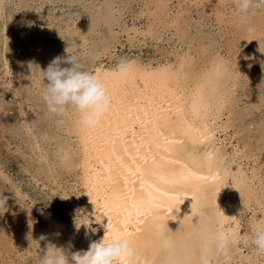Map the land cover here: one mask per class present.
<instances>
[{
  "label": "bare ground",
  "instance_id": "bare-ground-1",
  "mask_svg": "<svg viewBox=\"0 0 264 264\" xmlns=\"http://www.w3.org/2000/svg\"><path fill=\"white\" fill-rule=\"evenodd\" d=\"M151 1L152 19L143 28L117 23L114 13H102L105 29L99 31V20L87 26L72 17L66 21L76 36L49 50L43 65L57 55H77L84 69L104 81L111 106L95 127H82L68 107L54 121L63 134L50 136L53 150L44 130L41 144L32 130L27 150L19 152L26 181L34 191L48 185L64 203L67 221L38 205L32 193L18 190V198L32 215L40 214L38 241L44 249L52 243L86 250L92 240L120 234L135 256L119 264H200L206 257L211 264H264L251 244L253 225L264 220V8L241 21L237 11L227 15V0H216L214 33L192 17L189 6L182 19L181 0L173 10L168 0ZM191 1L199 8L201 0ZM153 22L168 30L165 41L154 45L161 47L162 59L118 53L124 38L130 48L147 35L163 40L165 32L153 30ZM232 25L240 43L227 40ZM217 35L225 36L226 49ZM82 44H91L85 55ZM61 66L70 64L65 59ZM248 79L262 84L253 92L244 83ZM246 115L257 117L242 122ZM233 124L241 127L229 133ZM242 215H248L245 223ZM27 222L34 227L31 218ZM220 234L231 240L226 251L215 246Z\"/></svg>",
  "mask_w": 264,
  "mask_h": 264
},
{
  "label": "rangeland",
  "instance_id": "rangeland-1",
  "mask_svg": "<svg viewBox=\"0 0 264 264\" xmlns=\"http://www.w3.org/2000/svg\"><path fill=\"white\" fill-rule=\"evenodd\" d=\"M28 1L29 4L24 0L21 3L19 0H5L3 8L0 9V162H2L0 164V196L6 197L5 210L0 207V264H34L35 258L45 250L38 241V231L41 229L38 226L41 223L40 214L32 215V212L22 205L20 198H18V190L32 193L31 195H34L38 205L48 209L52 216L67 221L64 213V203L52 196L53 193L49 191L48 185L44 186L43 189H41L42 185L38 186L36 188L38 191L31 188L29 182L26 181L27 175L24 166L27 164L23 157L19 156V152L23 153L27 150V142L29 143V139L32 137L30 134L32 130L38 135L36 139L40 144L45 140L41 137L39 131L44 130L47 133L45 139L50 142L52 150L56 145L55 138L53 141L50 136L54 133L55 135L56 133L63 134V131L57 129L56 123H54V121L62 119L63 116L49 113L41 99V91H39L42 87L41 70L46 68V65H43V58L49 57L50 55L46 53H49V50L57 49L64 38L71 41V38L76 36L67 29L68 23L66 21L71 17L74 18L73 21L86 26L87 23H94L99 20L98 23L96 22L99 31L100 28L104 27L103 30L105 29V23L100 17L102 13L104 15L114 13L116 15L113 18L117 19V23L123 25L135 24L143 28L146 26L148 19H152L149 10H152L154 4L151 0ZM113 2L114 4H112ZM216 2V0L215 2L213 0H201L198 8L193 1L190 3V0H181L180 3L185 5L184 8L187 10H183L186 13L182 19L187 18L185 15L188 14L189 6L192 17L197 20L199 18L210 31L215 33L218 31L215 20L216 9H214ZM175 3H177L176 0H168V9L173 10ZM108 6L110 7L108 8ZM224 8H226L227 15L230 14L231 9L235 11L232 0H227ZM251 15L250 11L246 18H252ZM154 18H156L155 15ZM159 18L161 17L159 16ZM51 21L56 24L55 28H51L53 24ZM42 24H44V28H42ZM115 26L116 29L119 28L118 25ZM151 27L155 30L159 25L153 22ZM187 28L192 30L193 26ZM159 30L165 32L163 40L156 39L154 35H147L141 44L130 48L123 36V45H118L116 50L118 53L135 54L141 57L142 60L147 58H152L153 61L162 59L164 54L161 52V47H155L154 45L165 41L164 37H167L168 30L160 27ZM86 33L88 37H92L93 33L95 34L94 31L93 33ZM217 36L222 43V49H226L227 45L225 46L223 43L225 36ZM232 37L239 43L242 41L233 25L227 31V40L230 39V43ZM78 39L81 40L80 37ZM80 46L81 49L83 48L85 55L88 49L84 48L86 46L90 47L91 44ZM222 49L220 48L221 52L225 51H222ZM100 57L109 60L108 56L100 55ZM113 64H117V62ZM262 69H264V66ZM44 82H47L46 78H44ZM244 83L254 92L257 86L264 84V76L262 83L255 79H248ZM239 91L242 92V89ZM242 104V102L239 104L236 102L234 105L238 107ZM252 117L257 116L252 115L250 117L246 115L242 117L241 121H252ZM240 127L233 124L229 127L228 132L231 133ZM253 143H255L254 140ZM257 143L260 144L259 142L255 144L257 145ZM28 169L34 173V167L28 166ZM35 175L38 176L36 173ZM64 175L62 178H69L67 174ZM41 178H38L39 181H41ZM45 182L48 181L45 180ZM246 214H249L248 210ZM247 216L242 215V222L245 223ZM28 218H31L35 224L33 228L29 226Z\"/></svg>",
  "mask_w": 264,
  "mask_h": 264
},
{
  "label": "clouds",
  "instance_id": "clouds-1",
  "mask_svg": "<svg viewBox=\"0 0 264 264\" xmlns=\"http://www.w3.org/2000/svg\"><path fill=\"white\" fill-rule=\"evenodd\" d=\"M232 3L241 21L250 11L264 8V0H232ZM65 59L70 66H61ZM120 68L121 71L125 70L124 65ZM41 81V99L48 112L63 115L71 107L78 114V122L82 127L97 126L110 109L111 97L106 84L99 75L84 69L78 56L73 53L66 58L59 55L53 57L46 68L41 70ZM5 200L6 197L0 196V207L4 210ZM39 239H44V236L41 235ZM214 243L218 251H226L231 240L220 234L215 237ZM251 244L259 255H264V220L253 225ZM134 256L135 250L129 239L115 234L103 235L98 240L90 241L86 250L69 251L47 243L42 254L35 258L34 264H119L120 260H131ZM200 264H211L210 257L202 259Z\"/></svg>",
  "mask_w": 264,
  "mask_h": 264
},
{
  "label": "snow or ice",
  "instance_id": "snow-or-ice-1",
  "mask_svg": "<svg viewBox=\"0 0 264 264\" xmlns=\"http://www.w3.org/2000/svg\"><path fill=\"white\" fill-rule=\"evenodd\" d=\"M125 231H126V229H125ZM106 235H107V233H106Z\"/></svg>",
  "mask_w": 264,
  "mask_h": 264
}]
</instances>
